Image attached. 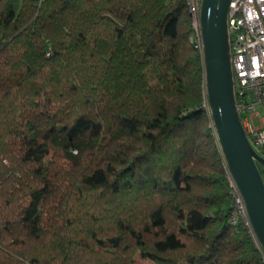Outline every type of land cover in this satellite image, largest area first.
Listing matches in <instances>:
<instances>
[{
	"label": "trees",
	"instance_id": "1",
	"mask_svg": "<svg viewBox=\"0 0 264 264\" xmlns=\"http://www.w3.org/2000/svg\"><path fill=\"white\" fill-rule=\"evenodd\" d=\"M191 35L184 0H0V264H264Z\"/></svg>",
	"mask_w": 264,
	"mask_h": 264
},
{
	"label": "water",
	"instance_id": "2",
	"mask_svg": "<svg viewBox=\"0 0 264 264\" xmlns=\"http://www.w3.org/2000/svg\"><path fill=\"white\" fill-rule=\"evenodd\" d=\"M230 0H201L204 88L227 171L243 200L252 235L264 253V159L251 147L236 110L227 13Z\"/></svg>",
	"mask_w": 264,
	"mask_h": 264
},
{
	"label": "built area",
	"instance_id": "3",
	"mask_svg": "<svg viewBox=\"0 0 264 264\" xmlns=\"http://www.w3.org/2000/svg\"><path fill=\"white\" fill-rule=\"evenodd\" d=\"M184 2L192 30L189 43L201 55L199 25L201 0ZM227 28L236 110L251 147L264 159V0H230ZM202 106L208 109L205 103ZM254 119L259 122L258 126L254 125ZM226 180L230 185L234 214L245 222L252 235L243 200L227 168ZM235 221V217H231L230 222L234 224ZM255 244L264 263V253L256 240Z\"/></svg>",
	"mask_w": 264,
	"mask_h": 264
},
{
	"label": "rangeland",
	"instance_id": "4",
	"mask_svg": "<svg viewBox=\"0 0 264 264\" xmlns=\"http://www.w3.org/2000/svg\"><path fill=\"white\" fill-rule=\"evenodd\" d=\"M254 125L258 126L259 122L257 119L253 120ZM260 170L263 171V168L260 166ZM132 264H151L149 259L143 258V257H137L136 260Z\"/></svg>",
	"mask_w": 264,
	"mask_h": 264
}]
</instances>
